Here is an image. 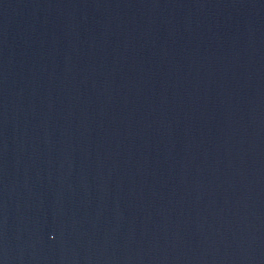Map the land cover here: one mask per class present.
<instances>
[{"label":"water","instance_id":"95a60500","mask_svg":"<svg viewBox=\"0 0 264 264\" xmlns=\"http://www.w3.org/2000/svg\"><path fill=\"white\" fill-rule=\"evenodd\" d=\"M0 264H264V0H0Z\"/></svg>","mask_w":264,"mask_h":264}]
</instances>
